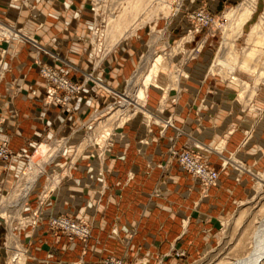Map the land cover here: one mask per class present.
<instances>
[{
  "label": "crops",
  "instance_id": "obj_1",
  "mask_svg": "<svg viewBox=\"0 0 264 264\" xmlns=\"http://www.w3.org/2000/svg\"><path fill=\"white\" fill-rule=\"evenodd\" d=\"M31 1L41 4V10L42 4L51 3L55 12L60 11V18L54 19L53 13V18L49 17L50 13L44 10L37 20L28 19L26 7L17 11L10 0H0V21L18 27L41 23L44 28L35 31L39 41L50 53L65 55L69 66H62L61 70L71 79L85 81L86 75L79 71V64L82 57L89 56V45L80 38L87 37L90 23L75 19L73 10L60 0ZM18 12L20 17H16ZM34 54L27 44L16 40L0 42L3 76L0 142H7L13 150H24L30 156L38 144L48 139L52 141L40 144L35 154L44 145H53L50 149L58 146L59 152L56 151L57 156L52 161L48 159L50 149H41L23 173L18 162H11L7 170L0 161V186L9 190L24 176L12 199L2 197L0 216L8 218L10 207H24L30 193L24 192L23 183L33 163L45 168L52 161L47 165L51 177L67 167L69 173L40 206L44 221L38 227L17 230L11 225H0V264L5 262L6 248L7 264L15 255L21 264H101L107 256L129 262L145 258L149 264L159 261L185 264L202 256L218 233L217 219L230 211L238 183L234 174L221 169L219 185L211 188L205 197L201 182L193 179L169 155L173 147L181 150L187 144H199L208 154L211 166L219 168L222 159L209 147L225 138V154L239 152L244 161V150L239 148L242 133L236 131L229 135L228 131L238 126L245 128L251 120L233 114V106L237 104L233 102L232 92L208 82L204 74L206 66L201 63L185 66L184 70L176 67L177 70L169 74L162 71L159 73L162 77L158 75L156 83L149 86L154 87L145 101L153 119L151 125L137 116L138 113L133 115L122 127L121 137L112 151L100 157L93 148L80 151L89 132L78 144L94 122L95 113L101 112L112 100L108 89L123 90L126 81L133 76L136 59L129 53L122 57L123 61L120 54L113 55L95 74L97 81L88 82L80 98L63 108L57 104L45 105V80L35 66ZM43 60L52 63V56L43 55ZM17 86L21 89L17 90ZM31 89L37 91L36 95ZM94 94H98V99H91ZM146 110L142 112L148 115ZM247 158L263 164L264 153H250ZM41 175L28 203V212L39 205L37 198L46 184L45 176ZM249 183L244 177L239 186ZM51 215H68L77 221H87L92 224V238L88 243L72 242L61 232L52 231L45 222ZM22 248L28 253L27 259Z\"/></svg>",
  "mask_w": 264,
  "mask_h": 264
},
{
  "label": "rangeland",
  "instance_id": "obj_2",
  "mask_svg": "<svg viewBox=\"0 0 264 264\" xmlns=\"http://www.w3.org/2000/svg\"><path fill=\"white\" fill-rule=\"evenodd\" d=\"M60 1L68 5V7L73 10L75 19L80 21L85 19L90 23V31L87 33V37L80 38L82 42H86L89 45V56L82 57V61H80L79 64L81 65V69H79V71H83L86 78L85 81L82 82L74 81L67 73L61 70L63 68L62 66L68 65L66 57L63 53L56 55V58L53 57L52 63H48L43 60L42 65H48L58 69L73 82L82 86L84 85L85 89L88 82L96 80L95 74L103 69L106 62L109 61L113 55L120 54L119 56L121 58H119L123 61L122 57H127L125 54L129 53L133 55L131 58H134V60L136 59V71L133 76L126 81L124 89L117 91L108 89L112 100H110L108 105H106L101 112L98 111V113H95L93 117L94 122H92L90 127V130H92H87V132H89L88 136L86 137V132L85 136L78 144L79 146L86 137L83 141V145L80 150L81 152L90 148L96 149L99 152L98 147L90 145L99 142L103 146V141L106 140L108 132L118 131L119 134L114 139V147L117 140L121 137V127H124L126 122L132 118L134 113H132L133 115L122 124L123 126L117 125V123L115 125L110 124V114L119 109L120 104L124 100L123 97L128 95L130 89L132 91L129 93V96L132 97L133 90H136L146 82L150 81L148 87L151 84L156 83L153 79H157L158 75L162 77L159 74L162 71L163 73L169 74L168 72L173 73V69L177 70L176 67L183 69L185 66L192 67L201 63L206 66V69L204 70L206 73L204 74L207 75L208 82L219 84L223 89H229L232 92L233 102L237 104L233 106V114L236 117L239 115L247 116V118L251 120V123H249L245 128L238 126L228 131L229 135L236 131H240L242 133L243 138L239 148L244 150L243 158L246 156V159L243 161L239 157L240 153L236 151L226 155L224 147L227 140H225V138L221 139L219 143L217 142L215 146L209 147L217 151L222 159V164L219 168H213L211 166L208 154L203 151V147L199 144H187L186 147L181 150H177L173 147L169 157L172 161H176L178 163L177 158H175L176 153L182 151H192L195 155L200 156L210 169L218 173V182L213 187H217L219 185L221 169L222 171L223 169L228 170L230 174H234L235 180L238 183L235 187H238V192L236 191V194H234L235 197L231 204L229 213H225L222 217L217 219L218 233L214 236L211 243H209L208 248L202 256L192 261H188L185 264H232L236 260L247 256L254 249V246L256 245V241H254V238L256 237L255 235H257L260 231V226L262 227V224H264V162L263 164L259 163V161L252 162V160L247 158V155H250V153H264V30L260 41H248L253 27L264 20V0ZM46 4H42L41 10V4L35 1L10 0V5L17 11H21V9L24 10V7H26L25 11L27 12L28 19L37 20L44 10L48 12L47 14L50 13L49 17H52L53 15L54 19L60 18V11L55 12L51 3L50 5L48 3ZM252 4L255 5L254 11L241 27L240 25L238 26L237 23L239 22L241 11ZM211 7H215L216 9L213 10ZM38 10H40V13ZM200 10H204L206 14L210 15V17L214 19L215 23L209 26L201 27V25H199L200 23L196 19V14ZM231 11H236L237 13L235 12L236 14L234 13L231 16L228 14ZM51 13L53 14L51 15ZM16 17H20L19 12L16 14ZM36 28L37 30H42L44 26L39 23L38 25L36 24L31 27L28 25L18 27L14 24L0 21V42H10L16 40L18 43L27 44L31 51L33 50V52H35L33 44L30 42V40H35L43 49L47 50V47L37 38L35 33ZM151 54H153L152 58H150L151 56L149 57ZM160 57L165 58L166 63L159 68H155L154 60H157ZM144 58L147 61H145ZM34 63L38 69L39 75L43 78L40 74V66L38 67L36 62ZM83 67L86 69L90 68L92 71L87 72L83 69ZM88 76H91L92 79L88 80ZM185 76L189 77L188 75ZM197 76H199V74ZM2 77L3 76L0 75V81ZM174 81H178L176 73L174 75ZM148 87L146 94L148 93L149 96L150 90L154 86L152 85L149 89ZM45 88L46 80L44 90ZM20 89L21 88L17 86V90ZM33 90L34 89H31V93ZM80 96L81 94L77 98L79 99ZM148 96H146L144 100L143 111L146 109L148 110L147 102L145 105V101L148 99ZM95 99H98V94L93 95L92 100ZM137 116L145 118L148 121V125H151V122L153 121L150 113L147 115L146 113L139 111ZM101 131L105 134V136ZM100 135H103L106 138L99 141L101 138ZM88 140L90 142L87 144ZM50 142L51 140L45 139L41 143ZM59 145L64 147L63 143H60ZM51 146L53 145H44L39 148L38 151L43 148L47 149ZM113 147L107 153H110ZM62 149L63 148L61 147V150ZM107 153H105V155ZM99 154L98 156H100ZM55 157H53V160ZM52 161H50V163ZM46 166V171L44 168V172L41 175V177L45 176L46 179V184L44 185L42 192H47V184L49 178L52 176L50 172H47L48 166ZM3 167L7 170L10 169V166L8 168V166H5L4 163ZM186 172L191 175L193 179L198 180L191 173L188 171ZM244 177L249 179V185L239 186ZM23 178L18 180L16 185L13 184L9 190H7L5 186H0V202L3 196V200L12 199V196L17 189L18 182ZM37 182L38 180L35 184H37ZM202 186L203 194L207 197L209 190L213 187H206L203 184ZM33 189L22 209H13L10 207L7 211L9 215L8 218L0 216V225H4L6 227L11 225L18 230L21 224H25L26 217L24 215L29 213L27 210L25 212H23V210L25 208L27 209L29 205L28 203L32 198V194L36 190L35 185ZM50 194L51 192L48 193V198L50 197ZM41 195L42 193L38 195L37 201L39 205L37 208L33 209V211L40 210V206L47 202L48 198H46L44 202H41ZM1 208L2 203L0 205V210ZM52 216L54 215H51L50 217ZM50 217L45 220L47 224ZM80 222H86L89 224L92 231V224L84 220H81ZM51 230L55 231L53 229ZM90 239L87 241L75 239L72 242L79 240L83 243H88ZM22 250L24 249L22 248ZM5 251L6 254L4 264H7V248ZM177 254L181 256L183 253ZM112 258L115 260L121 259L125 262V264H149V260L145 258L129 262L123 258L115 256H107L103 258L101 264H104L106 259L111 260ZM157 264L163 263L162 261H159Z\"/></svg>",
  "mask_w": 264,
  "mask_h": 264
},
{
  "label": "built area",
  "instance_id": "obj_3",
  "mask_svg": "<svg viewBox=\"0 0 264 264\" xmlns=\"http://www.w3.org/2000/svg\"><path fill=\"white\" fill-rule=\"evenodd\" d=\"M196 16V19L200 23L199 25H201V27L209 26L215 23L214 19L210 17V15L206 14L204 10L197 12ZM30 42H32L35 50L34 53L36 65L38 67L40 66V74L46 80L45 105L57 104L59 106L68 108L73 102H76L78 100L77 97L83 93L84 85L82 86L73 82L58 69L52 66L42 65L43 55L49 54L52 56V58H56V55L50 53L48 50L43 49L35 40H30ZM0 75H2L1 70ZM90 79H92L91 76H88V80ZM32 93L36 95L37 91L33 90ZM118 134V131L112 132L111 135L108 136L104 147H101L98 143L91 144L90 146L98 147L100 153L99 155L100 157H103L105 153L110 151L113 147L115 141L114 139ZM40 144H38L36 148H38ZM36 148L32 154L28 156L24 150L14 151L7 142H0V161L4 163L5 166H8V168L11 162H18L21 164V173H23L26 169V166L30 162V158L35 155ZM175 155V158H177L180 166L185 171L191 173L196 179L200 180L204 186L213 187L216 185L219 179L218 173L210 169L200 156L195 155V153L192 151H182L176 153ZM46 198H48V194L43 191L40 197L41 202H44ZM25 211L26 208L23 210V212ZM28 213L29 214L24 215L27 219L26 225H21L18 230L22 228H36L44 221L40 210L29 211ZM48 225L51 229L66 235L70 241L75 239L87 241L92 236V231L89 224L86 222L84 223L76 221L74 218L68 215L52 216L48 220ZM25 255L27 259L26 250ZM104 264H125V262H123L121 259L115 260L112 258L111 260L106 259Z\"/></svg>",
  "mask_w": 264,
  "mask_h": 264
},
{
  "label": "bare ground",
  "instance_id": "obj_4",
  "mask_svg": "<svg viewBox=\"0 0 264 264\" xmlns=\"http://www.w3.org/2000/svg\"><path fill=\"white\" fill-rule=\"evenodd\" d=\"M254 8H255V5L252 4L251 6L246 7L241 11V14L239 17L240 19H239V22L237 23L238 26L240 25V27H241L246 22V20L249 18V16L254 11ZM235 12L231 11L228 14L232 16ZM263 30H264V20H262L259 24H257L256 26L253 27L252 32L248 38V41L249 42L260 41L262 36H263ZM152 57L153 56H151L150 58H152ZM165 60L166 59L163 57H160L157 60H154L155 68H159L160 66H163L166 63ZM145 61H147V60L145 59ZM156 80H157L156 78L153 79V81H155V82H156ZM149 83H150V81L146 82L142 86L138 87L136 90H133L132 97L129 96V93H131L132 90L131 89L129 90L128 95L126 97L125 96L123 97L124 100L120 104L119 109H117L114 113L110 114V117H109V120H111L110 124L115 125L117 123V125H122L129 117H131L133 115L132 113H134V115H135V113H138L139 111L144 110L143 103H144V100L147 96L146 90H147ZM100 124H102V123H100ZM107 126H108V124H107ZM112 132L113 131L108 132L107 138L109 135H111ZM102 134H103V132H102ZM103 135L105 136V134H103ZM103 135L102 136L100 135L101 138L99 139V141L106 138ZM107 138H106V140H107ZM106 140L103 141L104 145L106 143ZM97 143L100 144L99 142H97ZM93 144H96V143H93ZM104 145L102 146L100 144L101 147H104ZM57 148H59V147L57 146ZM57 148H53V149L49 148L50 149L49 150L50 156L48 159L52 160V158L56 155V151H58ZM46 151H45V153H46ZM45 155H47V153ZM32 158H30V162H31ZM37 166H35L34 163L32 164V167L30 168V170L28 172L29 173L28 177L24 183L23 189L27 195L32 191L38 177L44 172V168H39ZM42 167H44V166H42ZM67 168L64 171H62V173H57L56 176H53L49 179V184L47 185L48 187L46 188L47 194L56 188V186L62 180V177L66 176L69 173ZM3 198H4V196H3ZM1 203H0V205H1ZM25 222L27 223L26 218H25ZM259 230L260 231L258 232L257 235H255L256 237L254 238L255 239L254 241H256L255 242L256 245L254 246V249L247 256H245L244 258L236 260L232 264H264V224H262V227L260 226ZM24 251H25V249H24ZM14 258L13 257L11 258V260L9 261V264H21L20 260H19L20 262L17 261L18 255H15Z\"/></svg>",
  "mask_w": 264,
  "mask_h": 264
}]
</instances>
